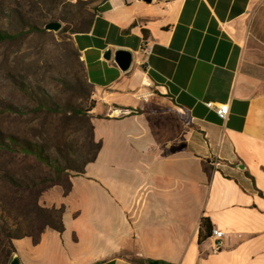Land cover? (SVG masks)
I'll list each match as a JSON object with an SVG mask.
<instances>
[{"label":"crops","instance_id":"0c3cea01","mask_svg":"<svg viewBox=\"0 0 264 264\" xmlns=\"http://www.w3.org/2000/svg\"><path fill=\"white\" fill-rule=\"evenodd\" d=\"M61 1L95 14L73 43L101 147L42 194L63 231L13 240L21 264H264V0Z\"/></svg>","mask_w":264,"mask_h":264},{"label":"rangeland","instance_id":"374dc122","mask_svg":"<svg viewBox=\"0 0 264 264\" xmlns=\"http://www.w3.org/2000/svg\"><path fill=\"white\" fill-rule=\"evenodd\" d=\"M84 6L0 0L1 32L38 29L17 42L0 43V140L13 149H0V264L15 256L9 236L38 238L42 194L55 185L68 186L99 152L93 127L97 101L73 43L74 32L89 29L92 9ZM52 23L61 30L47 31ZM11 137L47 161L23 154ZM44 218L60 226L58 216Z\"/></svg>","mask_w":264,"mask_h":264},{"label":"trees","instance_id":"16d2710c","mask_svg":"<svg viewBox=\"0 0 264 264\" xmlns=\"http://www.w3.org/2000/svg\"><path fill=\"white\" fill-rule=\"evenodd\" d=\"M78 6H84L85 8L88 9V7L90 6V4L89 3L83 4L82 2H80L79 4H77L75 6H72V7H78ZM84 7H83V9H85ZM88 11L90 12V14L92 16V18H91V20L89 22V28H90L92 26V21H93V18H94V15L95 14L93 13V10H90L89 9ZM88 30H86V31H88ZM37 31H38V29L35 28V27H32V28L30 27V28L23 29L22 31H20V32H18L16 34H8V33L1 32L0 31V43H4V42H17V41H19L20 39H22L24 37H27V36L32 35L34 33H37ZM77 33H82V32H74L73 35L74 34H77ZM10 143L14 147L20 149V151L23 154H25V155H35L39 160H41L43 162L47 161L43 157L42 153L37 152V151H34L33 148L31 146H29V145H26V144L21 145L19 143V141L17 139L13 138V137L10 138ZM0 146H1L0 149L13 150L12 148H10V146H8V144H6L5 142H3L1 140H0ZM100 147H101V145L99 144V150H100ZM96 157H97V155H96ZM96 157L92 161H90L89 163L93 162L96 159ZM57 170H58V168H57ZM83 172H84V170H83ZM83 172H77V174H82ZM55 186H61V187H63V189L65 190V193L68 194L71 191V179H70V182L68 183V186H64V185H55ZM38 210H39L40 213H38L37 217H39L44 222L42 224V226L40 227V229L38 228V238H35L34 236H27V235L23 236V235L20 234V235H17V236H9L10 239H11V241L12 240L25 239V238H31L34 243H38L39 240H40L41 235L44 233V231L47 228H51V229L57 230L59 232H62L63 231V226L61 224V217H62L63 209H60V210H47V209H40L38 207ZM50 215L51 216H54L55 215V216H58L60 218V226L59 227L50 225L48 222H45L44 221L45 220L44 217L45 216H50ZM16 222L17 221H15V223Z\"/></svg>","mask_w":264,"mask_h":264},{"label":"built area","instance_id":"2783aa9c","mask_svg":"<svg viewBox=\"0 0 264 264\" xmlns=\"http://www.w3.org/2000/svg\"><path fill=\"white\" fill-rule=\"evenodd\" d=\"M141 52L144 55L147 62L152 55V47L145 45L144 47L141 48ZM143 100H145V97H143ZM207 107L209 109H214L217 116L221 120L227 119V116L229 114V105L214 106V104L210 103L207 104ZM211 239L214 240L215 242L214 247L212 248L213 253L214 254L220 253L223 249L224 234L218 230L213 229Z\"/></svg>","mask_w":264,"mask_h":264},{"label":"water","instance_id":"95a60500","mask_svg":"<svg viewBox=\"0 0 264 264\" xmlns=\"http://www.w3.org/2000/svg\"><path fill=\"white\" fill-rule=\"evenodd\" d=\"M147 3H151L152 0H144ZM47 31H51V32H59L61 30V25L58 23H52L49 24L46 27ZM109 57V55H108ZM107 59V56H106ZM115 63L118 65V67L123 71V72H127L131 69L132 64H133V56L131 53L129 52H118L115 55ZM10 264H21V261L19 259V257L17 255H15L11 261Z\"/></svg>","mask_w":264,"mask_h":264}]
</instances>
